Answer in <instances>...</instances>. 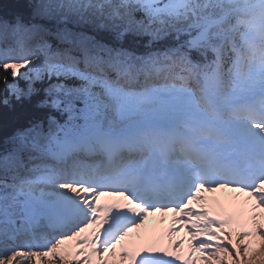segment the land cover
I'll return each mask as SVG.
<instances>
[{"label":"snow or ice","instance_id":"obj_1","mask_svg":"<svg viewBox=\"0 0 264 264\" xmlns=\"http://www.w3.org/2000/svg\"><path fill=\"white\" fill-rule=\"evenodd\" d=\"M28 7L0 18V264H264V0Z\"/></svg>","mask_w":264,"mask_h":264},{"label":"rangeland","instance_id":"obj_2","mask_svg":"<svg viewBox=\"0 0 264 264\" xmlns=\"http://www.w3.org/2000/svg\"><path fill=\"white\" fill-rule=\"evenodd\" d=\"M208 195H211V194H208ZM216 197H218L222 203H227V201L229 200V198L231 197H234L236 196L237 194L236 193H229V192H218L215 194ZM231 210V209H230ZM164 219L163 217H161L159 214H157L156 216L154 217H150L149 218V221L147 222V227L145 229H140L139 230V233L140 234H143L145 233L146 231H151L153 229H155V233L154 235L158 237V226L159 224L160 225H170L171 223V220H172V214L169 213L167 215V218L164 220V223H161V220ZM186 236H187V233L186 231H181L180 233L177 234V236L174 238L176 240H179V239H185V244H184V248H183V252L185 255H187L188 253V243H187V239H186ZM137 237V233H133V238H136Z\"/></svg>","mask_w":264,"mask_h":264},{"label":"trees","instance_id":"obj_3","mask_svg":"<svg viewBox=\"0 0 264 264\" xmlns=\"http://www.w3.org/2000/svg\"><path fill=\"white\" fill-rule=\"evenodd\" d=\"M29 0H0V18H12L16 15H21L27 18L29 13ZM3 92V86L0 85V93ZM19 123H24L23 120ZM11 125L8 129L0 130V148H2L3 137L10 130Z\"/></svg>","mask_w":264,"mask_h":264},{"label":"bare ground","instance_id":"obj_4","mask_svg":"<svg viewBox=\"0 0 264 264\" xmlns=\"http://www.w3.org/2000/svg\"><path fill=\"white\" fill-rule=\"evenodd\" d=\"M218 198V197H217ZM219 199V198H218ZM221 201V200H220ZM170 227V225H160L157 227L158 228V237L163 239L164 245L168 244V237L166 234V230Z\"/></svg>","mask_w":264,"mask_h":264}]
</instances>
